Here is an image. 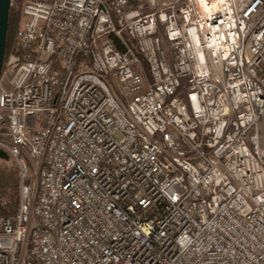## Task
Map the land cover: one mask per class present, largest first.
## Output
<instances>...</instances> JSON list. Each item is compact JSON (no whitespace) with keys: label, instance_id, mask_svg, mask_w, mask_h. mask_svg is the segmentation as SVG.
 <instances>
[{"label":"built area","instance_id":"obj_1","mask_svg":"<svg viewBox=\"0 0 264 264\" xmlns=\"http://www.w3.org/2000/svg\"><path fill=\"white\" fill-rule=\"evenodd\" d=\"M21 15L0 73L18 167L0 264H264V0Z\"/></svg>","mask_w":264,"mask_h":264},{"label":"trees","instance_id":"obj_2","mask_svg":"<svg viewBox=\"0 0 264 264\" xmlns=\"http://www.w3.org/2000/svg\"><path fill=\"white\" fill-rule=\"evenodd\" d=\"M21 4V0L10 2L5 54L13 41V31L18 27ZM1 162L5 160L0 158V215H12L18 206V167L15 163L8 166Z\"/></svg>","mask_w":264,"mask_h":264},{"label":"water","instance_id":"obj_3","mask_svg":"<svg viewBox=\"0 0 264 264\" xmlns=\"http://www.w3.org/2000/svg\"><path fill=\"white\" fill-rule=\"evenodd\" d=\"M11 0H0V73L5 58L8 12ZM0 158L7 160L8 154L0 149Z\"/></svg>","mask_w":264,"mask_h":264},{"label":"crops","instance_id":"obj_4","mask_svg":"<svg viewBox=\"0 0 264 264\" xmlns=\"http://www.w3.org/2000/svg\"><path fill=\"white\" fill-rule=\"evenodd\" d=\"M258 141L259 145L264 148V113L261 115L258 122Z\"/></svg>","mask_w":264,"mask_h":264},{"label":"rangeland","instance_id":"obj_5","mask_svg":"<svg viewBox=\"0 0 264 264\" xmlns=\"http://www.w3.org/2000/svg\"><path fill=\"white\" fill-rule=\"evenodd\" d=\"M27 0H21V2H22V4H21V8H22V6H23V4L26 2ZM159 2H161V1H167V0H158ZM26 18V16L25 15H21L20 16V20L21 19H25ZM19 20V21H20ZM18 25H19V23H18ZM17 25V26H18ZM17 28V27H16ZM16 28H15V30H16ZM15 30L13 31V39H14V34H15ZM130 42V41H129ZM131 43V42H130ZM1 163H3V164H6V165H14V161H13V159H11L10 157L7 159V160H5V162H1Z\"/></svg>","mask_w":264,"mask_h":264}]
</instances>
